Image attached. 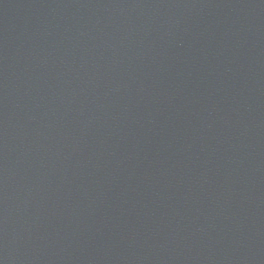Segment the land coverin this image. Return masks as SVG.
<instances>
[{
  "label": "water",
  "instance_id": "95a60500",
  "mask_svg": "<svg viewBox=\"0 0 264 264\" xmlns=\"http://www.w3.org/2000/svg\"><path fill=\"white\" fill-rule=\"evenodd\" d=\"M0 264H264V0H0Z\"/></svg>",
  "mask_w": 264,
  "mask_h": 264
}]
</instances>
